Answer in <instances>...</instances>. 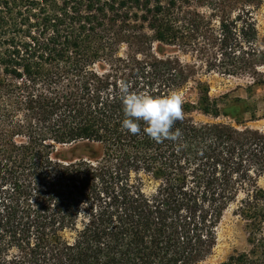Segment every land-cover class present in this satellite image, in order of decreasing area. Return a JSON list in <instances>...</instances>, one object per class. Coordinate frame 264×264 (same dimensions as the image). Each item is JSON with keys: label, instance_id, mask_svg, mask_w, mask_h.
Instances as JSON below:
<instances>
[{"label": "trees", "instance_id": "16d2710c", "mask_svg": "<svg viewBox=\"0 0 264 264\" xmlns=\"http://www.w3.org/2000/svg\"><path fill=\"white\" fill-rule=\"evenodd\" d=\"M260 1L0 0V264H199L230 207L246 246L207 264H264V132L191 116L264 118L201 78L264 90ZM121 81L194 82L181 136L122 129Z\"/></svg>", "mask_w": 264, "mask_h": 264}, {"label": "rangeland", "instance_id": "374dc122", "mask_svg": "<svg viewBox=\"0 0 264 264\" xmlns=\"http://www.w3.org/2000/svg\"><path fill=\"white\" fill-rule=\"evenodd\" d=\"M252 11L257 22L259 40L264 43V0L254 5ZM125 49L126 47L123 45L121 51L123 52ZM180 56L185 61H191V56L188 54ZM201 78L209 84V94L211 97H218L228 93L230 97L243 99L250 104L255 101L258 107V114L264 112V103L262 101L264 90L258 86H251L248 78L222 75L217 72L202 75ZM177 92L186 100L194 101L196 98L194 82H190L187 87ZM191 116L198 122H221L235 127L248 126L264 132V118L245 121L243 124L238 125L233 118L228 116L220 115L214 118L198 111L192 112ZM69 148L70 146L66 145L59 149L68 150ZM233 210L234 207H230L221 219L218 227V241L212 255L206 261L199 264L221 261L232 251L241 250L246 246L244 223Z\"/></svg>", "mask_w": 264, "mask_h": 264}, {"label": "clouds", "instance_id": "9594fccd", "mask_svg": "<svg viewBox=\"0 0 264 264\" xmlns=\"http://www.w3.org/2000/svg\"><path fill=\"white\" fill-rule=\"evenodd\" d=\"M120 101L123 105L124 119L121 128L133 135L142 130L157 143L164 140L176 141L181 132L172 131L174 124L183 119L184 98L177 91L165 95L150 92L131 91L127 82L119 85ZM141 122L145 125L141 129Z\"/></svg>", "mask_w": 264, "mask_h": 264}]
</instances>
